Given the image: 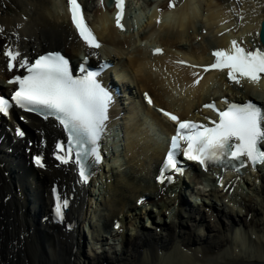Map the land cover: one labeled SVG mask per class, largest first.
<instances>
[{"label": "bare ground", "instance_id": "obj_1", "mask_svg": "<svg viewBox=\"0 0 264 264\" xmlns=\"http://www.w3.org/2000/svg\"><path fill=\"white\" fill-rule=\"evenodd\" d=\"M169 1L172 0H136V8L142 9L147 18V21L142 25V30L145 31L142 37H148L146 34L150 30L154 33L158 32L159 40L156 42L159 41L158 43L162 46L175 48L178 51L182 50L183 44L193 46L194 40L200 37V41L203 40L204 43L193 48L191 55H187L189 60L199 64L209 60L210 49L225 48L230 40L239 42L243 40L244 45L247 46L260 45L257 33L261 21L264 20L263 11L256 15H245L243 20H238L240 12L245 10L246 4L251 0H239V2L237 0H178L175 3V8L171 11L168 7ZM108 2L109 0H103V3L99 5L105 8L106 12L104 13L95 9L92 0L90 5L85 4L86 10L93 13L98 36L103 42L102 54L118 61L122 57L124 46L131 47L133 42H130L127 36H124L123 40L120 39V33L112 26V18L109 15L112 8L109 7ZM133 3L134 0L130 1V11L135 8ZM155 3L156 9L152 12L148 11V8ZM63 6V0H0V27L5 29L4 33L0 34V48L5 43H15L19 50L24 49L26 54L33 50H47L46 47L62 48L69 55L79 52L80 47L73 41V38H70L72 36ZM146 10L147 12H145ZM158 19L160 20L159 24H157ZM199 22L203 25L201 29L204 30V27H208L210 36L205 35L204 37L203 34L202 37L200 36L201 30L198 31L200 27H197ZM190 29L192 34H188ZM143 51L142 49L137 51L136 55H130L127 58V63H122V65L131 70V77L134 78V81L142 84L140 91L143 88V90L149 89L156 105L174 111L181 118L195 114V110L208 100L209 96L226 95L221 91L222 89H215L212 92L205 89L213 79L219 80L221 85L226 87V93L227 95L230 93V99L237 95L238 92L235 90H241L244 98L253 100V93L259 94V91L264 93V79L258 84L229 85L224 81L222 74L211 73L206 75L205 80L201 81L197 88L189 89L187 85H184L187 88L185 99L177 102L181 109L176 108L177 105H171L164 100L163 96L167 90L162 87H165L166 82L170 83V79L175 80L179 76L187 81L188 73L178 71V67L165 65L166 60L158 58L154 64L158 66L160 63L161 67L167 66L171 69L169 71L171 73L167 74L166 78H161L160 75L163 77V74L160 72L154 75L149 70L152 65L148 62L149 55L147 56ZM182 57L185 58V54ZM148 64H150L149 67ZM6 75L7 73L2 68V62H0V88L2 87L3 90L5 89L2 86L5 78L2 77ZM263 96L264 94H261V97ZM259 99H261V104H264V99L260 97ZM131 107H127V110ZM14 113L11 111V115L16 117ZM152 114L162 128L166 131L171 130L170 125L161 116L153 112ZM124 119H126V115ZM26 126L31 141L32 137H35L32 131L36 127L45 132H55L49 123L40 124L33 119H29ZM0 128L2 129L0 135L5 132V137L0 145V264L264 263V258L256 255L249 256L248 260L244 262V258L234 250L237 245L242 246L240 238L243 236L248 242L257 245V249L263 248L264 250V175L261 170L258 171V174L249 172L254 176L250 175L251 179H241V183L251 193L241 191L240 177L234 173L222 176L208 171L205 172V178H200L195 174L193 181L188 177L186 184L194 185L196 181H200L202 191H200V186L197 192L194 191L193 186H188L187 191L191 190L193 195L198 194L203 198V201L193 211L186 212L182 207H175V200L167 191L161 188L156 190L152 179H150L149 171L143 173L145 179L149 180L146 186L129 183L127 178H123L120 169H126V165H129L135 173H140L139 176H141L143 168H146V165L140 168L142 164H138L136 160L137 155H140L137 150L138 144L133 142L134 147H131L130 150L131 157L127 160V164L125 163L126 165L122 164L115 168L108 166L105 170L106 178L103 181L100 179L98 187L95 188L94 185L91 191L86 188L76 191L69 212L75 229L66 232L62 228L42 225L40 218L45 215L47 204H49L51 182L56 180L71 189L74 183L72 172L65 166L55 168L51 161H48L49 165L44 172L35 170L27 157V143H25L26 149L20 151L21 141H17V144L14 145L16 155H8L5 152V147L11 143V139L2 125ZM127 136L131 138L129 133ZM24 151L26 152L24 153ZM34 151L35 146L31 153ZM159 158L160 151L156 150L150 159L154 163ZM30 165L31 167H29ZM205 179L212 185H205ZM218 179L219 183L223 184V188L228 186L227 192H223V188L215 185ZM139 181L142 179L140 178ZM230 189H233V193L228 195ZM88 191L89 194L94 195V198L85 201L84 197ZM154 192L156 195L158 193V197H153ZM107 195L109 200L106 199ZM143 197L145 202L143 208L139 209L137 201ZM184 197L186 196L181 192L178 199L186 202ZM133 198L134 202L132 203L131 199ZM204 198L207 200L204 201ZM210 198H216L220 202V206L212 207L208 204L211 201ZM151 204L157 207L155 215L147 214V218L154 220L151 223L154 224L152 225L154 231L144 226V222L142 223L144 217L141 219V225L139 220L141 234L136 231L134 233L130 228H133L139 215L146 214L145 210L151 207ZM187 204H190V201L187 200ZM225 206H228V211L225 210ZM106 209L117 211L116 215H112L109 219L110 229H106L104 224L100 226V221L102 223L104 221L105 224L108 221ZM153 211L155 210H152L151 213ZM36 212L43 213L37 221L35 220ZM120 214H123L124 217H118ZM95 216L98 217V221H94ZM152 217H158V220L155 221V218ZM114 220L121 223L118 232L112 229L116 223ZM85 222L88 223L91 239L94 242L102 244L105 240L103 235L106 233L105 236L111 237L112 245L108 243L110 245L108 248L103 246V250L97 253L90 246L91 252L86 253V243L82 241ZM96 222L99 224L97 225ZM236 227H241L242 230L239 231V229H235ZM104 229H106L104 234L97 233ZM128 229L129 233L126 234ZM233 234L242 236L240 238L238 236L239 240L236 241V244H233L231 238ZM127 245L132 247V253L127 249ZM212 251L219 254L215 256ZM199 253H201L200 258L198 257ZM38 254L42 256L43 260ZM158 254L164 257L160 262L155 261L158 259ZM176 257L181 259L177 260ZM78 259L81 260V263ZM116 259L118 262L115 261Z\"/></svg>", "mask_w": 264, "mask_h": 264}, {"label": "snow or ice", "instance_id": "obj_2", "mask_svg": "<svg viewBox=\"0 0 264 264\" xmlns=\"http://www.w3.org/2000/svg\"><path fill=\"white\" fill-rule=\"evenodd\" d=\"M114 3L115 26L124 31L122 19L125 0H114ZM66 6L71 24L84 46L89 50L100 48V43L85 21L78 0H66ZM173 6L172 3L168 5L170 9ZM240 19L243 20L244 17L240 16ZM159 23L158 19L157 24ZM4 31L5 29L0 27V34ZM161 53L160 48L153 51V55ZM212 56L214 62L204 67V72L226 71L227 79L237 85L245 80L258 84L264 78V48L245 49L233 40L229 49L215 50ZM0 62L7 72L11 73L15 69L25 73L7 79V84L16 86L11 95L13 103L0 97V115L8 116L10 110L16 107L24 112L42 116L45 120L54 118L68 136L66 146L58 142L53 150L57 166L76 165L79 182L86 184L89 178V160L93 165L100 163L97 142L104 131L107 111L112 102L111 94L97 82V73L89 72L81 65L79 70L85 74L74 78L69 71V61L61 54L48 53L31 61L21 53L15 43H5L0 48ZM199 79L193 86L199 83ZM146 99L151 105L152 101L147 95ZM222 103L228 105L225 110L217 109L215 104L204 105L218 116V121H209L211 126L180 121L177 116L163 112L177 127L157 177L159 183L174 182L173 175H169V172L183 174L184 170L177 159L181 153L184 160L195 162L204 171H208L210 166L231 168L238 172L247 165H264V150L260 147L264 144V110L250 101L243 105L227 101ZM33 159L37 167H45L41 155ZM53 194L57 201L55 215L62 220L68 201L61 200L55 188ZM138 203H143V200ZM116 227L119 228V224Z\"/></svg>", "mask_w": 264, "mask_h": 264}, {"label": "rangeland", "instance_id": "obj_3", "mask_svg": "<svg viewBox=\"0 0 264 264\" xmlns=\"http://www.w3.org/2000/svg\"><path fill=\"white\" fill-rule=\"evenodd\" d=\"M131 1H133V0H131ZM235 2V1H234ZM233 2V3H234ZM136 0H134V3L132 4L133 5V7H135L134 9H133V11H132V13H133V17H135V19H136V21H138L137 23H136V26H137V28L139 29V32L141 33L143 30H142V25L147 21V18L144 16L145 14L143 13V11H142V9H140V8H136ZM156 5V3L155 4H153V6L151 7H149V8H153L154 6ZM247 6H246V8H245V10H243V11H241L240 12V14H239V17H238V20L240 21L241 19H240V16H245V15H256V14H258V13H260V12H262L263 11V13H264V0H251L249 3H247L246 4ZM149 8H148V11H149ZM257 9V10H256ZM245 11V12H244ZM145 12H147V10L145 11ZM203 25L201 24V22H199V23H197V27L199 28L198 29V31H200V36L202 37V34H203V36L205 37V35H209L210 34V30L208 29V27H204V30L203 29H201V28H203L202 27ZM138 29H137V33L136 34H133L132 36H130L131 37V39H133V47H130V48H128L129 50H132V51H134V47H137V46H140L141 44H144V42H140V41H138V40H136V35L137 34H140V33H138ZM206 30H208V31H206ZM228 31V30H227ZM191 32V33H190ZM202 32V33H201ZM205 32V33H204ZM193 32H192V30L190 29L189 31H188V34H192ZM206 36V37H207ZM210 36V35H209ZM123 37V36H122ZM202 43H204V41L202 40V41H198V38L196 39V40H194V44H193V46H188V45H186V44H184L183 46H184V49H187L188 50V48H189V50L190 51H192L193 50V48H197V47H199V46H201L202 45ZM187 46H188V48H187ZM141 47V46H140ZM53 48V47H52ZM261 94H264V93H260V95H255L256 97H260L261 96ZM264 97V96H263ZM264 99V98H263ZM134 100V102L136 103V99H133ZM129 108H130V106H129ZM128 112H127V115L129 116V117H132L133 116V114H132V112H131V109H128L127 110ZM123 143H124V148H123ZM128 143H129V141H128V139L127 138H125V141H123L122 143H121V149H118L117 148V146L115 147V154H114V157L117 159V161L120 163V164H122V163H126L127 164V160L131 157L130 155H129V150H127V146H128ZM137 157L138 158H136V160L138 161V164L140 163V164H142V166H140V168H143V167H145L144 165H145V160H149V158L148 157H145V158H142V157H139L138 155H137ZM125 164V165H126ZM144 170H143V172H142V174H141V176H139L140 175V173H135V171L131 168V167H129V165H126V169H123L122 170V168L120 169V171H121V174H123V178H127V181L129 182V183H131V182H133L134 184H141V186H143V185H145V184H147V181H149L147 178L145 179V176H143V173L145 174V172L146 171H149V166L147 167L146 166V168H143ZM142 179V181H139V179ZM151 179V178H150ZM139 181V182H138ZM242 188V192H244V193H246V192H248V193H251L250 192V190L249 189H247V187H241ZM190 197L188 198V200H192V205H194L195 204V202H194V200H201V197H198V196H196V195H190V194H188ZM109 198V197H108ZM187 198V197H186ZM109 200V199H108ZM132 200V203L134 202V198L133 199H131ZM205 200H207L206 198H204V201ZM209 200V199H208ZM131 202V201H130ZM208 204H210V205H212V207H214V206H220V202L216 199V198H211V201H210V203H208ZM226 204L227 205H229L228 204V202H226ZM225 210L226 211H228L229 210V208H228V206H225ZM105 213L107 214L106 216H107V218H108V221H107V225L104 223V221H103V224H104V227L106 228V229H109L110 228V223L111 222H109V219H110V217L113 215H116V213H117V211L116 210H114V209H106L105 210ZM81 217H82V215H81ZM38 219V218H37ZM36 219V220H37ZM97 218H95V220H96ZM157 219V218H156ZM158 220V219H157ZM222 220L224 221V218H222ZM98 223V222H97ZM259 223H261V222H259ZM145 224H148V225H150L146 220H144V226H145ZM215 227H216V225H214ZM106 229H104V230H106ZM235 229H239V231L240 230H242L241 229V227H236ZM86 233H87V237H88V240H90V236H89V231H88V229L86 228ZM223 233V232H222ZM206 234H207V232H206ZM238 236L239 235H232L231 236V238H232V241H233V244H236V241L237 240H239V238L240 237H242V236H239V238H238ZM240 240H241V245L242 246H238L237 245V247H234V250H235V252L237 253V254H240L244 259V262H245V260H248V257L249 256H253V255H256V256H259V257H262V258H264V250H263V248H261V249H257V245L255 246V244H253V243H251V242H248L247 241V239L243 236V238H240ZM88 242H90V241H88ZM257 243V242H256ZM240 247H241V249H240ZM127 249H129V252H131L132 253V247L130 246V245H127ZM256 251V252H255ZM154 253H155V251H153ZM214 254H215V256H217L218 254H216L215 253V251H212ZM220 252V251H219ZM241 252H242V254H241ZM228 255H229V252H228ZM37 256V255H36ZM38 256H40L41 257V259H42V256L40 255V254H38ZM110 256H112V255H110ZM200 256H201V253H199L198 254V257L200 258ZM212 257V256H211ZM164 257L162 256V255H160V254H158V259L157 260H155L156 262H160V260H162ZM176 259L177 260H179V259H181V258H179V257H176ZM43 260V259H42ZM107 260V259H106ZM78 261H79V263H81V260H79L78 259ZM116 262H118L117 261V259L115 260ZM243 262V263H244ZM100 263H102V262H97V264H100ZM83 264H84V262H83ZM120 264H122V263H120ZM166 264H168V263H166ZM264 264V263H263Z\"/></svg>", "mask_w": 264, "mask_h": 264}, {"label": "water", "instance_id": "obj_4", "mask_svg": "<svg viewBox=\"0 0 264 264\" xmlns=\"http://www.w3.org/2000/svg\"><path fill=\"white\" fill-rule=\"evenodd\" d=\"M260 35H259V39L260 42L262 43L263 47H264V21H262L261 25H260Z\"/></svg>", "mask_w": 264, "mask_h": 264}]
</instances>
